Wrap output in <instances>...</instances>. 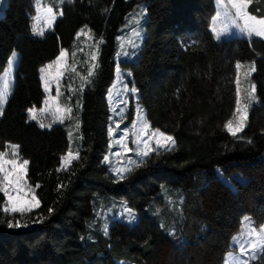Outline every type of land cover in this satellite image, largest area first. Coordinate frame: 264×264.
Segmentation results:
<instances>
[{"label":"trees","instance_id":"trees-1","mask_svg":"<svg viewBox=\"0 0 264 264\" xmlns=\"http://www.w3.org/2000/svg\"><path fill=\"white\" fill-rule=\"evenodd\" d=\"M136 2L145 7V35L135 58L118 65L130 72L127 82L151 128L172 136L175 146L150 153L118 180L103 161L110 142L106 95L117 36ZM34 3L6 0L0 16V75L12 51L19 53L0 117V151L19 145L39 200L25 215L35 223L25 228H8L10 216L0 212V264H223L243 216L264 224V39L216 41L210 28L215 0H66L52 30L38 37L31 34ZM248 11L264 16V0H252ZM84 26L103 42L77 104L74 97L65 101L79 115L73 152L80 158L59 170L69 148L65 124L41 128L28 109L45 97L41 68L62 49L70 53ZM239 61H255L259 103L234 137L225 124L235 107ZM132 113L130 107L128 119ZM237 174L250 177L243 182ZM168 196L180 197L179 203L169 206ZM99 197L123 200L137 222L110 220L104 234L95 219ZM251 264H264V253Z\"/></svg>","mask_w":264,"mask_h":264},{"label":"rangeland","instance_id":"rangeland-1","mask_svg":"<svg viewBox=\"0 0 264 264\" xmlns=\"http://www.w3.org/2000/svg\"><path fill=\"white\" fill-rule=\"evenodd\" d=\"M5 1L6 0H0V16L2 14L3 7L5 5ZM65 1L66 0H63V2L61 3V0H39L40 11L38 13L37 12L38 0H35V3H34L35 10H34V14L32 16V21H31V34H32V36L41 37L44 34H46L47 32L52 30L54 24L50 28L46 27L47 21L45 18L44 9H46L47 7H51L55 11L54 6H56L58 8V11H56V12L59 13V12H61V5ZM215 6H216V10H215L213 16H215L216 12L220 9V5L217 3V0L215 3ZM37 15L40 16L39 21H36L34 19ZM59 16H61V15H57V17H59ZM144 18H145L144 4L142 2H136L134 4L132 10L126 16L124 23L120 27V33L117 36V49H116V54H115L116 66H115V71H114V79H113L112 83L110 84V86L108 87L107 95H106V99H107V102L109 104L110 114H111L110 123H109V127H108V133H109V128L114 129L113 133L111 135L109 134L110 135L109 148H108L106 155L104 156V158L106 156L109 157L110 163L105 162V159H103V161L107 164L110 173L114 177H116V174H115V172L112 171L113 168H115V167L132 168L134 165H136L142 159L147 157V156L138 155L137 145L134 143V141L136 140V134H137V132L141 126V123L143 121H147L145 111L137 101V92L131 91V89H134V88L129 86V84L127 82V79H129L131 77L130 72L128 70H122L118 65V62H120L122 60H129V59L135 58V55L137 54V52L141 48L142 41H143V38L145 35V29L143 26ZM34 24L37 26L38 29L42 28L44 30L43 35H37V34L33 33L32 29H33ZM212 26L213 25H212V20H211L210 28H212ZM216 26H217V30H219V28L222 27V24L219 21H217ZM82 28H85V26ZM80 29L78 30V32L80 31ZM89 29L90 28L87 26L85 28V34H81L79 37H77V35H76L75 45H74L72 51L70 53L67 51V55H66L67 64L65 66V74L58 81L59 86H60V91H61L62 95L66 98V99H64L63 102L61 100L62 95L57 97V91H56L57 81L54 79V77L56 75V71H57V65L53 64V62L56 60V58L59 56L60 53L58 54V56L54 60L45 64L42 67V68H45L46 65L53 64V67L51 69H47L44 73H42V72L40 73L41 84H42V88H43L45 97L43 99L42 105L38 108L37 107H35V108L39 110L41 108L47 107L49 110L45 111V112H39L38 111L37 119L34 121H37L39 123V125H40V123L51 124V125L59 124V122H57L54 119L55 108L57 106H59V107H71L72 108L71 105H69L68 103H65V101L68 100L67 98L69 96L74 97L75 104H77L79 91H81L87 84L90 83L89 80L91 81L93 76H91L88 79H85V77H88V72L86 71V69L91 64L96 65V63H97L98 46L100 44L99 41L101 38L96 37L92 33V31L89 32L88 31ZM136 33H139V35L137 36ZM233 36L248 38L245 34L241 33L239 30H237L233 27L232 31L222 34L220 39H216V38L215 39H216V41H220L222 39L230 38ZM214 37H215V33H214ZM253 37H255V36H253ZM257 38H260V37H257ZM262 39H264V38H262ZM129 40L133 41V44H129L128 43ZM125 53H127V55H125ZM93 55L96 56L95 60L91 59V57ZM18 60H19V53L15 50L12 51L10 57L8 58L7 66L4 69V71L2 72V74L0 75V92L5 91V81L8 82L7 99L10 96L11 90L13 88L15 69L17 67ZM239 62L242 65V68L239 70L240 81H241V83H240V89H241L240 100H241L242 105H244V104L247 105V108H246V111H244L242 113H236L237 96H236V82H235V80H236L237 70L235 68V74H234L235 107H234V110H233L231 116L229 117L228 121L233 120V126L235 127L240 122V116L244 115L245 119L243 121V123H244L243 129H242V131H243L247 126L248 119H249L250 113L252 111V108L255 105H258L259 102H258V98L256 95V86H255V91L251 92V85H255L252 81V75L255 73V71H251L250 69L254 65L255 70H256L255 61H244V62L239 61ZM71 66L75 67V69H76L75 73H72L70 71ZM117 69H119V73L117 72ZM94 72H95V69H94ZM45 80L48 81V91L45 90ZM110 93H111V98H110ZM250 93H251V96L254 97L253 99H249ZM50 97H56V100L50 99L49 104L46 106L44 104V101H45V99L50 98ZM5 104L6 103L3 104V108H4ZM130 107H132L133 113H132L131 118L128 119L127 116H128V111H129ZM138 112H139L140 119H138V116H137ZM71 115L73 117L72 120L65 119L63 122V124H65V126H66L67 137H68V142H69L68 151H69V149H71L72 151L76 150L78 147V143H79V134H78L79 128H77L75 126L77 121L79 123V115H78L77 111L76 112L72 111ZM0 117H1V115H0ZM227 122H226V124H227ZM117 124L119 125L118 128L116 127ZM133 124L136 125L135 128H133ZM45 128H48V127H45ZM151 130H154V129L150 128L149 132H151ZM125 131L128 132V136L124 139L123 143L127 144L128 148L133 149L132 152H126L121 144L116 143V141L121 138V136L123 135V133ZM70 132H71V136L69 135ZM239 132H241V131H239ZM143 138L148 139V137H143ZM245 139L246 138L244 137V140ZM149 143L151 144V146L153 148L157 147V145L155 144V138L149 140ZM9 144H13V143H9ZM8 145H7L5 150L0 151V152L6 151L9 153V155L6 157V159H9V160L16 159L18 163H22L23 160H26V159H23L20 157L19 152H18V156H13L11 154L12 149L9 148ZM159 149H164V148H159ZM117 154H119V155H117ZM129 159H131L134 163H128L127 161ZM9 168H10V166H9ZM233 177H234V179H237L239 181L244 182L250 176L237 174V175H233ZM221 179L226 183H231L230 179H228V178L222 177ZM25 180L27 182V185H30L27 181L26 175H25ZM30 186H31V189L34 191L35 196H36L35 186H32V185H30ZM163 187H166V186L162 185V188ZM28 198L30 199V196ZM36 198H37V196H36ZM107 198L108 199H104L102 197H99L98 206H97V209L95 212V219L100 220V222H101L100 227H101V230L103 231L104 234H106V232H107V226H108V223L110 220L117 219V220H120V221L127 223L129 226H133L137 222L138 214L134 210L130 209L123 200L116 199L113 197H107ZM6 199L7 198L4 196V202ZM179 201H180V197H177V196H174L173 198L168 196V198H167V202H168L169 206H172L173 204L179 203ZM36 208L37 207H33L32 210H34ZM125 209L131 210V214H132V216H134V219H130L129 214L125 211ZM27 213H29V212H26L23 215L16 214V217H13L12 215L8 214L10 216V218L6 221V225H8V222L10 220L13 223H15L16 220H19L22 225L26 224L27 226L34 224L35 223L34 221H30L26 218L25 215ZM261 226H264V224H262L260 226H256L255 222L253 221V219L250 216H248V215L243 216L241 229H239L234 234L233 239L230 240L232 250H230L231 253L230 252L229 253L232 255L231 257L236 259V261H234V264H239V261H247V264H251V260H254L251 258L252 251H251L249 241L250 240L255 241L257 238L255 235L248 236L245 230L247 228L251 227V228H255L257 231H259ZM19 228H25V227H19ZM105 229H106V231H105ZM234 238H236L235 241H234ZM241 246H243V248L246 250L247 254L241 253V251H240ZM259 254H260V252H257L256 258L259 256ZM228 255L229 254H227L226 257ZM226 257H225V260L223 261L224 264H228L226 262ZM118 264H129V263H127L125 261H119Z\"/></svg>","mask_w":264,"mask_h":264},{"label":"snow or ice","instance_id":"snow-or-ice-1","mask_svg":"<svg viewBox=\"0 0 264 264\" xmlns=\"http://www.w3.org/2000/svg\"><path fill=\"white\" fill-rule=\"evenodd\" d=\"M63 0H61V3ZM217 3L220 5V9L216 12L215 16L212 17V31L215 33V38L220 39L222 34L228 33L232 31L233 27L237 30H239L241 33L245 34L249 39H251L253 36L264 38V16H255L252 15L248 9L250 5L252 4V0H217ZM40 7H39V0L37 3V12L39 13ZM45 18H46V27L50 28L55 23V20L57 18V15H63V12L57 13L53 10L51 7H47L44 9ZM36 21H39L40 16L37 15L34 18ZM217 21H219L222 24V27L217 30ZM87 26H85L86 28ZM85 28H81L79 32H77V37H79L81 34H85ZM33 33L37 35H43V29H38L37 26L33 25ZM91 32V30H88ZM138 36L139 33H136ZM102 38L100 39L99 43H102ZM129 44H133V41L129 40ZM134 46V45H133ZM67 50L62 49L60 51L59 56L56 58V60L53 62V64L57 65V71L54 79L57 81L56 91H57V97L61 96L62 93L60 91V86L58 81L61 77L65 74V66L67 64L66 60ZM127 55V53H125ZM92 60L96 59V56L93 55L91 57ZM53 64L46 65L45 68L41 69V72L44 73L47 69H51L53 67ZM96 65L91 64L86 71L88 72V77H85V79L90 78L94 75V69ZM235 68L237 70L236 75V113H242L246 111L247 105L241 104L240 100V75L239 70L242 68V65L240 62H237L235 65ZM251 71H255L254 65L250 69ZM70 71L72 73H75L76 69L74 66L70 67ZM117 72L119 73V69H117ZM90 82V80H89ZM7 87L8 82L5 81V91L0 92V115L3 114V104L6 103L7 100ZM45 90L48 91V81L45 80ZM131 91L135 92L136 89H131ZM255 91V85H251V92ZM111 98V93H110ZM254 97L251 96V93L249 94V99H253ZM56 100V97H50L45 99L44 104L47 106L49 104V100ZM68 100L71 99L69 96L67 98ZM49 109L47 107L36 109L35 107L29 108V118L31 120L37 119V113L39 112H45ZM72 111L73 109L71 107H59L57 106L55 108L54 112V119L59 122L63 123L65 119L72 120ZM138 119L139 112L137 113ZM245 116H240V122L234 127L233 126V120H229L227 124L225 125L227 131L232 135L236 136L239 131H242L244 126ZM41 128L48 127L50 128L51 124H44L40 123L39 125ZM75 126L79 128L78 121L76 122ZM116 127L118 128L119 125L117 124ZM136 125L133 124V128H135ZM151 128V125L147 121H143L141 123V126L136 134V140L134 143L137 145L138 149V155L140 156H148L150 153L158 151L159 148H164L165 150H171L175 146V140L172 136L167 135L166 133L160 131V129H154L149 132ZM114 129L109 128V134L111 135L113 133ZM71 136V132L69 133ZM128 136V132L125 131L121 138L116 141L117 144H121L126 152H132L133 149L128 148L127 144L123 143L124 139ZM143 137H148V139H144ZM155 138V144L157 145L156 148H153L151 144L149 143V140ZM9 148L12 149V155L18 156L19 151V145L15 144H9ZM9 155L8 152H0V192L4 194V196L7 198L3 204L2 207H0V212H3L5 214L12 215L13 217L16 214L23 215L26 212H30L33 207H39V200L36 198L34 191L31 189L30 185H27V182L25 180V175L27 172V166L29 164L28 160H23L22 163H18L16 159H6V157ZM119 155V154H117ZM79 157V150H77L75 153L71 149L61 158V168L59 170H67L68 167L72 164L73 160H78ZM105 162H109V157L106 156ZM128 163H134L131 159L127 161ZM10 166V168H9ZM138 167L139 164H136ZM113 172H115L116 177L118 180H122L125 178V174L132 171L131 168H120L115 167L112 169ZM36 187H39L37 185ZM61 188L64 187V185H60ZM30 196V199L28 198ZM125 211L129 214L130 219H134V216L131 214L130 209H125ZM52 212V209H49V213ZM9 228H19V227H26V224H21L19 220H16L15 223H13L11 220L8 222L7 225ZM106 231V229H105ZM246 233L248 236H256L255 241H249L251 251H252V259L256 258L257 252L264 253V226H261L259 231H257L255 228H247ZM236 238H234V241ZM241 253H246V250L241 246L240 248ZM231 256V254H229ZM239 264H247V261H239Z\"/></svg>","mask_w":264,"mask_h":264},{"label":"crops","instance_id":"crops-1","mask_svg":"<svg viewBox=\"0 0 264 264\" xmlns=\"http://www.w3.org/2000/svg\"><path fill=\"white\" fill-rule=\"evenodd\" d=\"M215 3H216V0H215ZM215 10H216V6H215ZM213 17V16H212ZM211 20H212V18H211ZM210 24H211V21H210ZM212 29V28H211ZM233 237H234V235L232 236V238L231 239H233ZM230 246H231V244H230ZM230 251H228L226 254H225V256H224V260H225V257H226V255L227 254H230L229 253ZM232 256V255H231ZM230 255H228L227 257H226V262L228 263V264H234V261H236V259L235 258H233V257H231ZM224 264V263H223Z\"/></svg>","mask_w":264,"mask_h":264}]
</instances>
